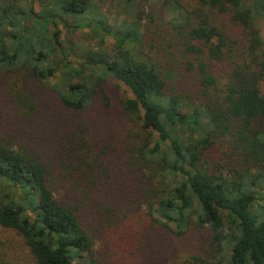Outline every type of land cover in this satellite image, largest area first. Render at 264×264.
<instances>
[{
    "label": "trees",
    "instance_id": "obj_1",
    "mask_svg": "<svg viewBox=\"0 0 264 264\" xmlns=\"http://www.w3.org/2000/svg\"><path fill=\"white\" fill-rule=\"evenodd\" d=\"M39 2L0 0V264H264V0Z\"/></svg>",
    "mask_w": 264,
    "mask_h": 264
},
{
    "label": "rangeland",
    "instance_id": "obj_2",
    "mask_svg": "<svg viewBox=\"0 0 264 264\" xmlns=\"http://www.w3.org/2000/svg\"><path fill=\"white\" fill-rule=\"evenodd\" d=\"M22 6L26 9L29 7H34V9L37 12H40L42 10L43 5L39 2V0H22ZM119 1V0H118ZM260 12L257 15L255 26L259 30L260 35L264 41V11L259 10ZM102 15L106 17L107 25L111 28H115L117 30H121L124 28V22L127 21L132 23L133 21H136L135 16L131 15L127 11V5L124 4L119 7L116 0H107L105 4L102 6L101 10ZM57 23L61 31V43L64 48L65 56L67 60L71 63H73L75 66H80V64L84 63L83 55L86 51L90 50L94 45L98 44L99 38L95 36L94 32L92 30L88 29H78L75 33H72L70 31V27L74 25V21H72L67 15H61L59 18H57ZM141 34L140 32H138ZM101 36V35H100ZM137 44L140 47V45H143L142 38L137 36ZM262 90L264 91V81L262 83ZM108 93L111 98V108L108 111L107 115L109 117V122L111 123V126L114 127V125L117 126L116 118H119V109L121 108V101L125 99L126 97H129V92L126 86L123 84L111 81L108 88ZM196 109L195 104H191L189 106H186L182 112L189 114L192 111ZM94 116V115H93ZM114 124V125H113ZM105 127L104 129H106ZM115 128V127H114ZM97 133V132H96ZM89 135V139H92V136ZM107 134L105 131H101L96 137L98 139L106 137ZM90 139V140H91ZM197 234V233H196ZM202 234V235H201ZM201 234H199V237H203L205 239L209 238V232L203 231ZM9 236L8 235H2L0 232V241H8ZM26 254V253H25ZM27 255V254H26ZM26 255L20 254L18 255L20 263L18 262V258L15 256H12L10 254V260L13 264H24V259L26 260ZM90 260L85 261L82 264H90Z\"/></svg>",
    "mask_w": 264,
    "mask_h": 264
}]
</instances>
